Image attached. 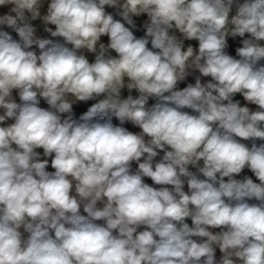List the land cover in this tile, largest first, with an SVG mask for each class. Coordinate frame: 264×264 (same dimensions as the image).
I'll return each mask as SVG.
<instances>
[{
    "label": "clouds",
    "instance_id": "clouds-1",
    "mask_svg": "<svg viewBox=\"0 0 264 264\" xmlns=\"http://www.w3.org/2000/svg\"><path fill=\"white\" fill-rule=\"evenodd\" d=\"M8 6L0 264H264V0Z\"/></svg>",
    "mask_w": 264,
    "mask_h": 264
},
{
    "label": "crops",
    "instance_id": "crops-1",
    "mask_svg": "<svg viewBox=\"0 0 264 264\" xmlns=\"http://www.w3.org/2000/svg\"><path fill=\"white\" fill-rule=\"evenodd\" d=\"M10 7L11 6H8V7H0V14H3L5 12H7L8 11V8H10ZM42 11H46V6H45V9L42 10ZM107 11H113V9H107ZM116 18L119 19V17H116ZM134 19H136V22H137V24L139 26L144 20H146V16H142V17L134 18ZM32 23L37 28V33H36L37 36L42 37V38H51L48 33H45L43 31L44 25L42 24V22L40 20L33 21ZM49 27H52L53 30H54V26L49 25ZM4 30L11 32V29H7L6 27H5ZM11 34L13 35V38L18 39V36L14 32H11ZM135 34L139 37V36H142L144 34V32H143V30H140V31L135 32ZM53 39H61V42H62V38H53ZM239 41H240V38H236L235 41H233L231 38H229V45H230V47L227 49V51L229 52V54L235 56V48L237 46H240L239 45ZM102 42L107 43V37H102ZM188 43H191L194 47L197 46V42L196 41L186 42V45ZM85 54L87 55V57H88V59H89L90 62H92L94 60V55L93 54H89V53H85ZM113 55H115V53H113ZM196 75H199V73L198 72H194L184 82H181L178 85V87L180 89H182L183 87L187 86L188 83H193L194 84V82H195V76ZM201 79H202V82H207V80H209L210 77H208V78L202 77ZM128 94L129 93H128V91L126 89L122 91V97L123 98H126ZM131 94L133 96H136L137 95V93L135 91H133ZM13 96L17 100V102H19V97H18V95L16 94L15 91L13 92ZM235 99L241 100L242 105L244 104L243 98L239 94H237V96L235 97ZM93 102L94 101H89L87 103H85V102H79L78 104L74 105L73 106V110H74V113H75L76 118H78L79 115H81L83 112H85L87 110V108L91 105V103H93ZM151 103H154V101L150 100L149 101V104H151ZM40 106L41 107H44V108H47L48 107V105L46 104V102H44L43 100H41ZM250 107L253 108V110H255V106H250ZM185 111H188V112L191 113V110L190 109H185ZM11 122L12 121H8V123H11ZM113 123L114 124H118L119 122L114 119ZM124 126L127 127L129 129V131H132L134 133H138L140 131V129L134 127L130 123H126ZM245 143L249 144V146L251 144V142H245ZM258 143H260V142L258 141ZM37 151H39L41 153V157L43 158V156H42L43 150L42 149H38ZM160 155L162 156L163 153L161 152ZM159 158H160V156H158L156 159L159 160ZM135 168H136V164L133 163V170ZM48 170L49 171H54L53 169H51V167H49ZM190 170L191 171H196V169L191 168V166H190ZM245 171H250V170H248L247 168H245L243 170V172H245ZM145 182L146 183H149L150 185L152 184V182H151V180L149 178H145ZM153 186L154 187H159V186H155V185H153ZM185 191H187V186L186 185H185ZM98 206H102V205H98ZM82 214H83V212H82ZM187 222L191 226V221L188 220ZM99 223H102V222H99ZM214 231H219V230L217 229V230H214ZM221 255L222 254L220 253L219 249H217L216 250V259L219 260V258H220Z\"/></svg>",
    "mask_w": 264,
    "mask_h": 264
},
{
    "label": "built area",
    "instance_id": "built-area-1",
    "mask_svg": "<svg viewBox=\"0 0 264 264\" xmlns=\"http://www.w3.org/2000/svg\"><path fill=\"white\" fill-rule=\"evenodd\" d=\"M245 175L251 177V178L254 180V182H258V181H256L254 175H253L252 172H250V171H245V172H243L242 174H240L239 176H237L236 178H237V179H243V177H244ZM225 179H227V178H225ZM253 202H254V201H253Z\"/></svg>",
    "mask_w": 264,
    "mask_h": 264
}]
</instances>
